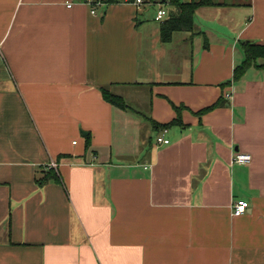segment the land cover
<instances>
[{"label": "crops", "instance_id": "obj_1", "mask_svg": "<svg viewBox=\"0 0 264 264\" xmlns=\"http://www.w3.org/2000/svg\"><path fill=\"white\" fill-rule=\"evenodd\" d=\"M150 1L0 0V264H264V58L232 79L264 0L168 42Z\"/></svg>", "mask_w": 264, "mask_h": 264}, {"label": "trees", "instance_id": "obj_2", "mask_svg": "<svg viewBox=\"0 0 264 264\" xmlns=\"http://www.w3.org/2000/svg\"><path fill=\"white\" fill-rule=\"evenodd\" d=\"M105 4L117 3L120 0H103ZM132 1L133 0H128ZM161 3H166L170 6V9L166 11V18L160 21L159 25V34L160 40L162 42H168L172 34L175 31H193L194 29V21L193 16L194 12L197 8L205 5L213 4L211 0H191L188 3H184L181 0H161ZM241 48L244 54V59L239 64L235 65L233 68L232 79L238 80L245 71L252 65H255L257 59L264 58V45L255 44L250 42H241ZM259 68H264L263 65L257 66ZM103 99L109 104L118 107L123 110H131L130 107L126 105L123 98L117 94L111 92L107 87L102 86L100 88ZM215 105L209 106L207 108H203L197 112V114L201 115L206 111L213 108ZM181 107H175V111L177 115L170 122L164 124H157L156 122L151 121L154 129L156 131L167 129L173 125H182V121L180 118ZM45 180H49V177H45ZM41 181V180H40Z\"/></svg>", "mask_w": 264, "mask_h": 264}, {"label": "built area", "instance_id": "obj_3", "mask_svg": "<svg viewBox=\"0 0 264 264\" xmlns=\"http://www.w3.org/2000/svg\"><path fill=\"white\" fill-rule=\"evenodd\" d=\"M146 2L152 3V1L150 0H133L132 3L139 8L141 5H143ZM85 4H87L90 7V12L93 14L95 13V10L98 6L104 5L105 3L103 0H85ZM68 6H70V4ZM165 16H166V10L163 7H158V9L156 10L154 19L156 21H162L165 18ZM226 96L229 97V94H226ZM165 132H166V129L161 130V133L158 134V136L156 137V142L158 144H168L169 143V140L167 138H164ZM250 159H251L250 154L236 153L232 156L231 162L242 164V163L249 162ZM52 165L55 166L54 163ZM248 207H249V203L247 201L238 200L231 205V214L233 216H238L244 213Z\"/></svg>", "mask_w": 264, "mask_h": 264}, {"label": "rangeland", "instance_id": "obj_4", "mask_svg": "<svg viewBox=\"0 0 264 264\" xmlns=\"http://www.w3.org/2000/svg\"><path fill=\"white\" fill-rule=\"evenodd\" d=\"M162 1L161 0H156V2L154 4H150V5H145L143 8H142V12L138 15L139 18H141L142 16H146L147 15V19L148 20H152L151 19V15H155L156 13V10L158 9V7H165V5L167 7H169V5H167L166 3H161ZM146 4V3H144ZM142 6V5H141Z\"/></svg>", "mask_w": 264, "mask_h": 264}]
</instances>
